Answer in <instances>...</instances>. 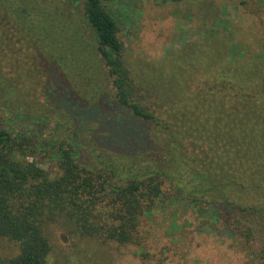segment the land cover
Wrapping results in <instances>:
<instances>
[{
    "label": "trees",
    "instance_id": "16d2710c",
    "mask_svg": "<svg viewBox=\"0 0 264 264\" xmlns=\"http://www.w3.org/2000/svg\"><path fill=\"white\" fill-rule=\"evenodd\" d=\"M121 21L111 0H0V239L19 248L0 264H49L46 228L58 221L150 261L144 221L180 210L245 264H264V39L260 53L185 48L199 74L178 66L153 84L128 64ZM57 112L68 139L41 130Z\"/></svg>",
    "mask_w": 264,
    "mask_h": 264
},
{
    "label": "rangeland",
    "instance_id": "374dc122",
    "mask_svg": "<svg viewBox=\"0 0 264 264\" xmlns=\"http://www.w3.org/2000/svg\"><path fill=\"white\" fill-rule=\"evenodd\" d=\"M111 3L122 20L120 38L127 46L128 64L142 81L150 80L155 84V79L171 77L178 66L188 68L187 73L192 76L198 75V71L189 68L197 54L189 61L180 57L185 48L194 53L198 44L206 45V49L212 46L216 51L219 43L233 41L262 52L264 14L258 12L259 0H184L179 3L111 0ZM211 29L220 32L218 35L222 38L218 42L203 39V34L211 35ZM208 63L209 59L203 67ZM187 73L181 79L190 78ZM53 114L52 124L41 128L45 137L55 140L50 135L55 130L56 139L70 138L68 135L73 127L67 123L65 114ZM84 152L96 163L92 154ZM37 162L52 176L58 172L57 162L47 153L39 154ZM170 215L169 211L157 213L144 221L150 222L143 228L150 231L146 238L150 261L136 256L135 247L116 243L104 245L78 236L70 237L63 221L49 223L46 228L52 246L49 264H245L239 253L200 232L203 220L194 216V210L187 213L180 210L176 221ZM0 252L10 258L19 253V248L15 243L0 239Z\"/></svg>",
    "mask_w": 264,
    "mask_h": 264
}]
</instances>
